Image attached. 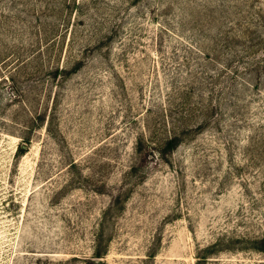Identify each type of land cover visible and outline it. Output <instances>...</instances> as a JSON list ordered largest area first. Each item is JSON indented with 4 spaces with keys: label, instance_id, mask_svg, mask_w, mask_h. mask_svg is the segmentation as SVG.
I'll use <instances>...</instances> for the list:
<instances>
[{
    "label": "rangeland",
    "instance_id": "1",
    "mask_svg": "<svg viewBox=\"0 0 264 264\" xmlns=\"http://www.w3.org/2000/svg\"><path fill=\"white\" fill-rule=\"evenodd\" d=\"M0 264H264V0H0Z\"/></svg>",
    "mask_w": 264,
    "mask_h": 264
}]
</instances>
